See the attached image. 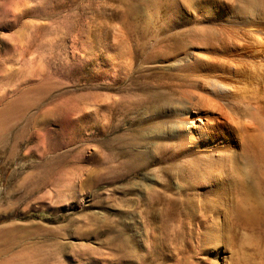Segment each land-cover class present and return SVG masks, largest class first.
<instances>
[{"label": "rangeland", "instance_id": "374dc122", "mask_svg": "<svg viewBox=\"0 0 264 264\" xmlns=\"http://www.w3.org/2000/svg\"><path fill=\"white\" fill-rule=\"evenodd\" d=\"M215 2L237 0H0V264H264V193L216 197L175 177L176 140L141 137L168 118L135 119L138 99L201 82L218 55L199 31ZM236 62L234 93L263 92ZM246 134L264 146L262 125ZM156 148L167 158L127 174L134 152Z\"/></svg>", "mask_w": 264, "mask_h": 264}, {"label": "bare ground", "instance_id": "6f19581e", "mask_svg": "<svg viewBox=\"0 0 264 264\" xmlns=\"http://www.w3.org/2000/svg\"><path fill=\"white\" fill-rule=\"evenodd\" d=\"M209 7L204 8L206 26L200 25L199 31L208 48L218 55L208 63V70L200 73L201 82L191 90L182 88L180 97L177 98L152 94L147 98L138 99L136 104L138 108L134 110V113H137L135 119L139 121V117L142 116L148 120L158 115L168 118L162 120V124L157 127H144L141 137L149 134L154 139L163 137L176 140V150L174 148L170 159L174 163L175 177L184 175L185 178L204 187V192L216 197L224 193L244 194L248 193L249 189L264 193V146L261 140L256 143L246 134L247 127L255 124L264 128L261 121L264 112V85L263 92L254 91L248 95L243 94L244 91L234 93L231 87L234 88L245 79L239 75H224L233 70V65L237 63L236 59H241L244 64L251 66L255 75H258L259 82L264 77V0H237L236 4L228 6L215 2ZM214 11L218 17L226 16V20L222 21L224 25L208 21L215 17ZM183 17L184 13L180 19ZM192 59L195 60L193 56ZM200 66L201 62L198 60L192 64L195 68ZM198 90L207 91L214 99L215 106L212 108L218 112L214 109L209 111L207 109L205 112L200 108L196 102L200 94ZM160 97L165 99L156 102ZM157 149L134 152L135 163L127 161L124 164L127 174L134 168H144L145 165L152 164L160 156L167 158ZM101 153L103 154L102 150ZM101 159L104 161L103 155ZM112 169L114 170V167ZM112 169L110 178L116 176ZM118 175L120 176V173ZM209 198L213 200V196ZM162 222L166 235L176 240L179 235L176 231V220L170 217L164 218ZM138 224L137 220L132 219L128 226L135 230ZM122 236L119 238L120 241L128 238ZM217 257L218 252L215 253V260Z\"/></svg>", "mask_w": 264, "mask_h": 264}]
</instances>
